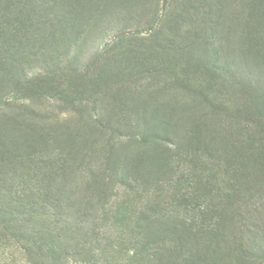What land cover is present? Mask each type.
I'll use <instances>...</instances> for the list:
<instances>
[{"label":"trees","instance_id":"1","mask_svg":"<svg viewBox=\"0 0 264 264\" xmlns=\"http://www.w3.org/2000/svg\"><path fill=\"white\" fill-rule=\"evenodd\" d=\"M74 2L0 0V100L25 89L41 97L49 88L62 100L70 95L79 97V101L73 100L80 102L78 111L86 115L76 131L53 133L43 124H33V131L38 132L39 127L42 132L46 129V136L51 134L53 146L66 145L61 162L66 168H52L46 159L40 160L39 155L47 154V141L34 139L33 153L23 154L29 166L33 162V169H26L32 174L33 187L15 191L0 179L2 246L15 249L23 256V264H227L234 251H260L254 234L261 219L259 210L251 204L259 214L253 222L239 218L240 222H235L232 216L239 208V198L252 199L253 190L248 188L239 191L233 187L230 196H224L227 201L197 206L192 199L198 187L188 186L189 197L183 196L178 203L184 210L182 218L156 217L147 207L149 196L157 200L162 186L177 182L169 152H178L183 143L186 148L209 152L214 135L228 132L220 128L224 117L219 107L198 104L191 108L192 118L181 124L184 108L193 106L198 97H180L182 102L171 106L181 95L177 89L146 101L134 113L135 119L124 122L121 110L112 112L119 96L104 102L106 90L100 96L94 91L84 100L89 81L98 86L107 82L87 74L100 52H83L85 17L75 13ZM198 44L191 43L186 49L190 57L198 54ZM31 64L39 65L32 73L26 70ZM236 71L253 95L250 114L261 118L262 70L243 62ZM240 113L243 111L236 112L234 119ZM251 130L244 124L236 137L229 135L234 141L225 145V151L231 150L227 165L236 164L233 176L243 175L247 181L253 174L264 175V144L256 147ZM78 145L86 147L85 154L78 155ZM96 146L98 165L88 168L84 186L77 188L74 164L77 160H90V164L93 152L89 151ZM11 158L4 160L0 154V166L15 157ZM263 199L264 195L258 198L262 206ZM11 253L8 264H14ZM255 257L261 260L264 255Z\"/></svg>","mask_w":264,"mask_h":264},{"label":"rangeland","instance_id":"2","mask_svg":"<svg viewBox=\"0 0 264 264\" xmlns=\"http://www.w3.org/2000/svg\"><path fill=\"white\" fill-rule=\"evenodd\" d=\"M71 1H75V13L85 17L83 52L93 55L100 52L87 74L107 82L98 86L95 81H89L82 96L84 100L94 91L100 96L106 90L102 94L104 102L119 96L112 112L121 110L124 122L135 119L134 113L146 101L152 102L164 91L177 89L181 95L171 106L179 105L180 97H198L193 106L184 108L186 113L181 124L186 123L192 115L191 108L198 104H213L224 117L220 128L228 132L214 135L209 152L186 148L184 143L178 152H169L173 155V180L177 182L162 186L157 200L149 196L147 207L156 217L182 218L184 210L178 203L183 196L189 197L188 186L198 187L192 199L197 206L227 201L229 198L224 196H230L229 190L233 187L239 191L253 190L251 200L239 198V208L232 216L235 222L239 219L253 222L259 214L254 213L252 206L259 210L261 219L254 234L261 250L245 248L237 254L234 251L227 264H264V258L255 257L264 255V199L263 206L258 201L264 195V175L253 174L248 181L243 175L233 176L236 164L227 165L231 150L225 151L226 142L234 141L229 135L236 137L244 124L251 127L256 147L259 149L264 144V108L261 118L250 114L253 95L246 87L248 82L239 78L240 71H236L238 65L246 62L254 68L260 67L261 77L264 76V0H67ZM194 42L199 43L198 54L190 57L186 49ZM38 68V64H31L26 70L32 73ZM43 92L41 97L33 96L25 89L0 100V154L4 160L15 157L0 166V179L15 191L33 187L32 174L27 172L33 169V162L29 166L23 154L33 153L34 139L39 143L47 141V154L39 155L40 160L46 159L52 168H66L61 163L67 152L66 145L53 146L51 134L45 135L46 129L51 128L53 133L61 129L76 131L86 121L85 113L78 111L79 97L70 95L62 100L49 88ZM241 111L234 119L235 113ZM34 123L43 124L45 132L39 127L38 132L33 131ZM77 148L79 156L86 153V147L82 149L78 145ZM89 152H93L90 164V160H77L74 164L77 188L84 186L88 168L98 165L99 147ZM11 252L14 264L24 263L23 256L15 249H6L0 243V264L10 262Z\"/></svg>","mask_w":264,"mask_h":264}]
</instances>
